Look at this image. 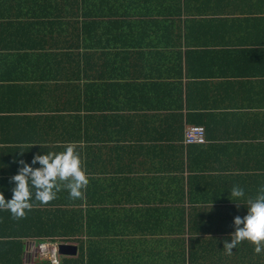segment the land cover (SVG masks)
Here are the masks:
<instances>
[{
  "label": "crops",
  "instance_id": "crops-1",
  "mask_svg": "<svg viewBox=\"0 0 264 264\" xmlns=\"http://www.w3.org/2000/svg\"><path fill=\"white\" fill-rule=\"evenodd\" d=\"M80 3L98 8L0 0V184L18 160L71 144L89 219L53 243L77 248L60 262L81 245L84 264H264L247 241L222 243L264 185V0ZM193 126L205 143L186 144ZM144 207L176 216L154 226ZM8 213L4 235L22 223ZM21 242L23 264H50Z\"/></svg>",
  "mask_w": 264,
  "mask_h": 264
},
{
  "label": "clouds",
  "instance_id": "clouds-1",
  "mask_svg": "<svg viewBox=\"0 0 264 264\" xmlns=\"http://www.w3.org/2000/svg\"><path fill=\"white\" fill-rule=\"evenodd\" d=\"M16 163L18 171L10 179L13 185L11 198L6 200L3 192H0V209L7 210L14 219L24 217L34 202L47 204L61 190L67 191L70 199L79 198L87 183L85 172L71 144H67L62 152L37 154L31 162L20 159ZM229 195L239 199L245 196V191L242 187L233 186ZM246 203L247 207H243L246 209L245 214L233 218V231L228 239L222 241L223 249L229 253L244 241L253 246L256 254L264 250V185Z\"/></svg>",
  "mask_w": 264,
  "mask_h": 264
},
{
  "label": "trees",
  "instance_id": "trees-1",
  "mask_svg": "<svg viewBox=\"0 0 264 264\" xmlns=\"http://www.w3.org/2000/svg\"><path fill=\"white\" fill-rule=\"evenodd\" d=\"M97 8L98 7H96V5L89 7L86 6V4H78V0H75V7L73 8V12L75 13L76 17L84 16L86 19H88L89 17H92L93 10L95 11ZM99 11H97L96 14H99ZM83 31H89L93 33V31L95 30L89 28L88 30ZM87 40L92 41L93 38H89ZM182 134H184V126L176 132L174 139L178 138L179 140L184 141V139L182 138ZM1 182L2 184H0V188L8 186L9 190L11 191L13 185L10 181ZM83 190L84 189L81 190L80 197L76 199H70L69 197H66L64 195L65 191L61 190L60 192H58V196L53 199L55 202L51 200L50 202L44 205L39 204V202H34V207H32L31 210H28L24 217L16 219H22V221H20V223L22 222L21 225L18 224L19 222H10L11 224H17L16 226H11L12 234L10 235H4V233L9 231L10 226L1 225L0 239L5 240L3 242H0V264H5L6 258L9 259L7 260L8 263L6 262V264H23L22 260L25 245L21 242L22 240L36 241L38 242V244L56 243V240L60 237H63L65 240L71 238L73 240V238L77 237V235H80L81 231L76 230L74 227L73 229H71V227L69 226L74 223V226H80L81 228L82 226H84V222L86 221V219H89L87 209L83 208V206L85 205V201H88L89 199L86 200V197L83 196ZM108 202L112 204L111 200H108ZM140 211L142 213L141 218H146L147 216V220L145 221V223L148 221H153L154 219V226H161V223L159 222L163 220H171L176 216L174 214H170V212H159L157 214L158 211H156V209L154 210L146 207L142 208ZM5 215H9L6 220V223L14 219L10 213ZM65 226H68V228L66 229ZM8 238L13 239L11 241L15 240V242L8 243V241H10L7 240ZM82 253L83 248L80 245L78 258H71V260L61 258V263L84 264L82 260Z\"/></svg>",
  "mask_w": 264,
  "mask_h": 264
},
{
  "label": "built area",
  "instance_id": "built-area-1",
  "mask_svg": "<svg viewBox=\"0 0 264 264\" xmlns=\"http://www.w3.org/2000/svg\"><path fill=\"white\" fill-rule=\"evenodd\" d=\"M185 142L187 145L203 144L206 142V129L204 127H191L186 129ZM35 252L43 260L50 264H61L59 260V248L53 243H41L34 248Z\"/></svg>",
  "mask_w": 264,
  "mask_h": 264
},
{
  "label": "water",
  "instance_id": "water-1",
  "mask_svg": "<svg viewBox=\"0 0 264 264\" xmlns=\"http://www.w3.org/2000/svg\"><path fill=\"white\" fill-rule=\"evenodd\" d=\"M77 253V248H71V247H59V255H75Z\"/></svg>",
  "mask_w": 264,
  "mask_h": 264
}]
</instances>
